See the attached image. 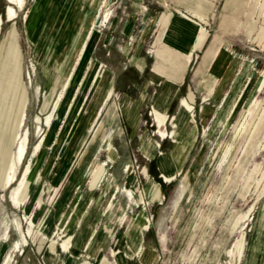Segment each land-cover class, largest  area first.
<instances>
[{"label":"rangeland","instance_id":"rangeland-1","mask_svg":"<svg viewBox=\"0 0 264 264\" xmlns=\"http://www.w3.org/2000/svg\"><path fill=\"white\" fill-rule=\"evenodd\" d=\"M106 2L26 0L13 19L0 0V264H119L115 241L127 264H144V248L131 252L142 236L151 264H264V0ZM226 15L236 18L222 23ZM158 57L163 74L153 70ZM93 72L134 105L107 121L99 150L88 144L118 98L78 122L84 102L66 89L75 78L74 89L90 87ZM165 82L173 96L160 123L153 105ZM23 110L27 155L5 188ZM145 131L160 153L187 150L174 178L164 180L158 152H143ZM105 162L106 177L92 184ZM145 172L162 200L146 192Z\"/></svg>","mask_w":264,"mask_h":264},{"label":"bare ground","instance_id":"bare-ground-1","mask_svg":"<svg viewBox=\"0 0 264 264\" xmlns=\"http://www.w3.org/2000/svg\"><path fill=\"white\" fill-rule=\"evenodd\" d=\"M7 1L10 3L7 6V14L10 15L13 19L18 15L19 11L24 9V7L26 5V0H7ZM111 1L112 0H107V2L105 3L104 7L106 9H107L108 5L111 3ZM194 11H196V10H194ZM1 28H2V17L0 16V34H1ZM153 70H154V72H160V66H159L158 61H157V65L154 66ZM92 78L94 81L90 86L91 90L89 93H88V91H89L90 87H88L87 83L86 84L83 83L81 87L78 86L74 89V87H75L74 85L76 83V78L75 79L73 78L74 79L73 82L68 83L66 89L69 90V92L71 91V95L74 93L75 97H73V100H72L74 102V104L79 106V104L82 105L81 104L82 101L84 102L83 106L80 107L81 108V111L79 114L80 119L78 120V122L83 121L85 118H87L90 114H92V112L95 109H96L95 113L98 112L101 109V107L103 106V104H105L109 100L110 101L112 100L111 98L113 96L118 98L119 103H117L116 100H114L112 105L110 106V108L109 109L106 108L107 112H106L104 118L102 119L100 125L95 130L92 140L88 144V145H90L93 143L94 140H98V142H99L98 143V150H99L101 145L108 141L109 131H107L106 129H109L110 127L107 126V123H108L107 121H109L110 123H111V121H114L118 115L119 109L123 112L124 116L126 118H128V115H129L128 113L133 111L134 105H133V101L130 97H128L126 95H120L119 96V95L114 94L113 89L111 88V80L105 81L103 77H100V75L96 74L95 72H93ZM70 86H71V88H70ZM15 88H16V86H15ZM69 97H71V96H69ZM168 104L169 103L167 102V97L165 96V93L162 92L161 95L158 97L156 103L153 105V113H155L156 119L159 120L160 123L163 122L164 118H166V112H167ZM26 116H27V114L24 110L21 112L16 111L14 113L15 120L17 121V126H16L17 131H16L14 137L11 139V142L13 144H15L16 147H15L14 154H12L10 156L9 161L7 163V166H6V172H5L4 179H3L5 188H7L11 184H13L12 182L15 180L17 167L19 165H22V163H23V161L27 155V152H26L27 132H25V133L23 132V128L25 126ZM183 117H186V116L185 115L181 116L179 118L180 119L179 123H180V126H183L182 127L183 129L187 130V132H186V134H187V133H189V131H188L189 129H188V127L186 128V126H185L186 121H183ZM183 129H182V131H183ZM186 134L184 135L185 139H186V136H188ZM168 135H170V133L161 130V136L166 137ZM170 136L172 138H174L176 140V142H178L179 140L181 142L180 136H172V135H170ZM68 143H69V140L67 141V143L65 145H67ZM44 144H45V140L44 139L40 140L37 144L38 149L42 150L44 147ZM63 147H64V145H63ZM158 147H159V143L154 141L151 134H149L147 131H145L142 134V150L145 153V155L147 157H153L155 155L156 151L158 150ZM186 152H187V150H185V147H183L180 150L176 149L175 152H170V153L161 152V153H159V159H158L159 168L164 173L165 180H170V179L174 178L176 176V173L181 171V166H182V163L184 162ZM109 159H110V161H114L116 159V150H115L114 146H112L110 148ZM106 164L107 163L105 162L102 165L98 166V170H97V173L95 176V181H93L92 184L94 182L95 183L100 182L101 180H103L106 177ZM28 167L29 166L27 164L26 170H28ZM25 171H23V172H25ZM145 173L147 174L146 192H152L154 195V198L157 197L160 200H162L164 198V195L161 192L158 183H156V181L153 179V177L150 174H148V172H145ZM63 175H64V173H63ZM108 185H109V187L112 186V188L110 189V193H111L110 195H114L117 192V188H118L117 184L112 179H110ZM109 187H107L108 190H109ZM105 195H106V193H105ZM14 200L19 204L22 202V199L20 197H14ZM111 208H113V207L111 206ZM108 218H110V217H108ZM105 228H107V227H105ZM51 242L53 244H55L56 241L53 242V240H52ZM131 247H132V249H135V244H134V246L132 245ZM240 248H241V242H235L233 249H232V254H233L232 257L237 258ZM52 249H54V248L52 247ZM138 251L139 250H134L135 253H137ZM112 252L114 255L117 256L119 264H126L123 256L118 255L120 250L117 247L116 241L113 242V244H112ZM141 253H142L141 254L142 262L144 264H151L152 263V254L150 252V249L144 248ZM49 259L51 262H55V261H53V260H55V258L53 256H52V258L49 257ZM101 262H102V264H108L106 262L105 256H103Z\"/></svg>","mask_w":264,"mask_h":264},{"label":"crops","instance_id":"crops-1","mask_svg":"<svg viewBox=\"0 0 264 264\" xmlns=\"http://www.w3.org/2000/svg\"><path fill=\"white\" fill-rule=\"evenodd\" d=\"M238 1L239 0H233V2H232V4L231 5H235V7L238 5ZM87 4H88V8L90 9H93V8H95V9H97V7H98V0H87ZM201 5H203V4H200V5H198V4H196V6H201ZM249 13V12H248ZM247 13V14H248ZM165 15H164V17H168L167 15H168V12H166V13H164ZM227 16H228V18H232L233 20H235V18H236V16H231V15H226L225 17H224V21L222 20V23L224 22H226V20H228V18H227ZM230 16V17H229ZM249 16V15H248ZM85 18H86V16H85ZM85 21V20H84ZM236 24V23H235ZM252 24H253V22L251 21L250 22V20H249V18L247 19V22H246V28L248 29V31H250L251 29H252ZM79 30L75 33L76 35H74L73 37L76 39V41H78V35L79 34H81L82 33V31H83V26H81V27H79L78 28ZM87 35V34H86ZM85 39H86V37H85ZM97 39V38H96ZM96 39H94V41H96ZM85 41V40H84ZM83 41V42H84ZM83 42H82V44H83ZM81 47H82V45H81ZM81 47H80V49H81ZM79 49V50H80ZM79 50H78V52H79ZM69 51H70V47H69V45H68V43L65 45V49H64V52L63 53H69ZM158 59L159 60H157L158 61V63H160V60H161V58L160 57H158ZM155 66V65H154ZM159 66H160V73L161 74H163L162 72L165 70L164 69V67L162 66V65H160L159 64ZM154 68V67H153ZM164 74H166V73H164ZM169 80V79H168ZM167 82H165V85H164V88H163V90L161 91V93L162 92H164L165 93V96L167 97V102L168 103H170V101H171V99H172V92L169 90V88H167ZM111 88H112V84H111ZM113 89V88H112ZM161 93H160V95H161ZM120 95H126V96H128L127 94H121V93H119ZM159 95V96H160ZM129 97V96H128ZM169 105V104H168ZM104 108H105V104H103V106L101 107V109H103L104 110ZM100 109V110H101ZM167 109H168V107H167ZM99 110V111H100ZM184 115V113L181 115V116H183ZM180 116V117H181ZM189 135H193V137H192V139H191V143H193V141H194V139H195V136H196V130H195V128H191L190 130H189ZM160 146V145H159ZM156 152H158V154L160 153V150H159V147H158V150L156 151ZM156 154V153H155ZM158 157H159V155H158ZM160 169V168H159ZM161 171V170H160ZM163 175V178H164V173L162 174ZM164 180H165V178H164ZM147 181V180H146ZM166 181V180H165ZM0 187L1 188H3L2 187V185L0 184ZM118 192V191H117ZM129 195V194H128ZM134 244H135V249H131V252H134V250H139L140 251V249L142 248H146V247H144L143 246V236H142V238L140 239V241H138L137 239L136 240H134L133 242H132V245L134 246ZM111 248H112V246H111ZM133 250V251H132ZM132 255V254H131ZM129 258H132L131 256L129 257ZM140 260H141V258H140ZM124 261H125V259H124ZM142 261V260H141ZM126 262V264H127V261H125Z\"/></svg>","mask_w":264,"mask_h":264}]
</instances>
